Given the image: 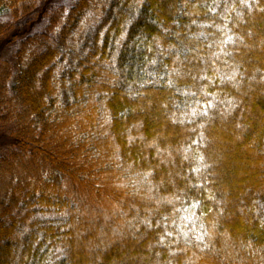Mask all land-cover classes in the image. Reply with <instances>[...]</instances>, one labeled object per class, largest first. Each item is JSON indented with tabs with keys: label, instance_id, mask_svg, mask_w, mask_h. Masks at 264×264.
Segmentation results:
<instances>
[{
	"label": "trees",
	"instance_id": "16d2710c",
	"mask_svg": "<svg viewBox=\"0 0 264 264\" xmlns=\"http://www.w3.org/2000/svg\"><path fill=\"white\" fill-rule=\"evenodd\" d=\"M0 42V264H264V0H0Z\"/></svg>",
	"mask_w": 264,
	"mask_h": 264
},
{
	"label": "rangeland",
	"instance_id": "374dc122",
	"mask_svg": "<svg viewBox=\"0 0 264 264\" xmlns=\"http://www.w3.org/2000/svg\"><path fill=\"white\" fill-rule=\"evenodd\" d=\"M69 2V1H68ZM18 48L17 45L13 46H9L6 44H2V42H0V60H8L11 59L13 56L14 51ZM0 187H1V191H4L7 187L6 184L4 183H0Z\"/></svg>",
	"mask_w": 264,
	"mask_h": 264
}]
</instances>
